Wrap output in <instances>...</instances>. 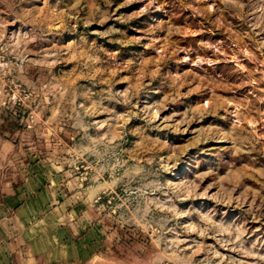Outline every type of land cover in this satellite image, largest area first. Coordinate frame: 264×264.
<instances>
[{
    "label": "rangeland",
    "instance_id": "374dc122",
    "mask_svg": "<svg viewBox=\"0 0 264 264\" xmlns=\"http://www.w3.org/2000/svg\"><path fill=\"white\" fill-rule=\"evenodd\" d=\"M0 42V203L59 176L0 219H84L86 264H264V0H0Z\"/></svg>",
    "mask_w": 264,
    "mask_h": 264
},
{
    "label": "crops",
    "instance_id": "0c3cea01",
    "mask_svg": "<svg viewBox=\"0 0 264 264\" xmlns=\"http://www.w3.org/2000/svg\"><path fill=\"white\" fill-rule=\"evenodd\" d=\"M0 108L2 112L7 110L2 103ZM11 118L2 121L3 127L7 122L12 126L2 143L14 148L23 137V127L15 117ZM48 170L39 159L33 161L25 172L24 182L15 184L2 198L1 213L19 208L22 213L27 211L31 207L30 197L36 192L37 203L44 205L48 192L55 191L57 186L51 180L59 178ZM83 222L84 219H30V215L20 219H0V264H86L87 256L93 255L87 245L96 242L92 231H84ZM8 223L15 225L14 232L6 230Z\"/></svg>",
    "mask_w": 264,
    "mask_h": 264
},
{
    "label": "built area",
    "instance_id": "2783aa9c",
    "mask_svg": "<svg viewBox=\"0 0 264 264\" xmlns=\"http://www.w3.org/2000/svg\"><path fill=\"white\" fill-rule=\"evenodd\" d=\"M24 63L18 59H9L7 57V47L0 42V97L3 96L4 98L2 101V106L5 108H8L10 103H12V107L16 106L18 102L20 101L19 98H17V86H14V91H11V97L10 95L6 93L5 86L7 84V77H11L14 73H22L23 72ZM15 81L11 80V84H13ZM18 106V105H17Z\"/></svg>",
    "mask_w": 264,
    "mask_h": 264
},
{
    "label": "trees",
    "instance_id": "16d2710c",
    "mask_svg": "<svg viewBox=\"0 0 264 264\" xmlns=\"http://www.w3.org/2000/svg\"><path fill=\"white\" fill-rule=\"evenodd\" d=\"M10 126H11V124L9 122H7L6 127H10Z\"/></svg>",
    "mask_w": 264,
    "mask_h": 264
}]
</instances>
